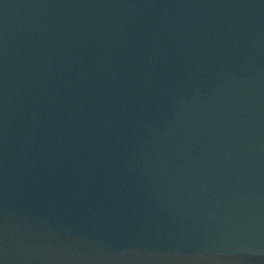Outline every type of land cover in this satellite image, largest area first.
<instances>
[{"label":"water","instance_id":"water-1","mask_svg":"<svg viewBox=\"0 0 264 264\" xmlns=\"http://www.w3.org/2000/svg\"><path fill=\"white\" fill-rule=\"evenodd\" d=\"M0 264H264V0H0Z\"/></svg>","mask_w":264,"mask_h":264}]
</instances>
